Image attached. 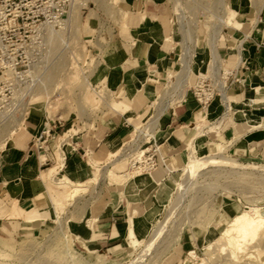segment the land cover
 <instances>
[{
  "label": "rangeland",
  "instance_id": "rangeland-1",
  "mask_svg": "<svg viewBox=\"0 0 264 264\" xmlns=\"http://www.w3.org/2000/svg\"><path fill=\"white\" fill-rule=\"evenodd\" d=\"M124 1L0 0V115L3 113L0 116V155L26 141V122L31 112L42 113L51 120L79 121L87 128L90 126L88 120L95 123L108 102L113 101L108 88L96 89L100 92L95 93L92 77L107 60L116 29L127 26ZM220 1H169L180 42L179 58L184 57L151 104V115L129 118L134 126L132 133L108 159H95L93 153H88L94 169L82 182L72 180L64 172L66 152L63 144L73 132L65 135V141L59 138L58 148L50 151V160H46L40 174V179L46 175L41 181L48 185L50 194L57 195L55 216L35 234L19 232L16 226L0 229V264H94L99 255L104 256L106 264H200L205 258H210L211 264H264V241L260 238L250 242L247 250L236 252L233 260L229 257L230 247L225 246L222 237V231L238 213L250 207H260L264 213V158L245 159L232 155L230 149L235 141L213 145L210 151L202 144L206 133L221 134L224 123L239 105L227 91V103L222 96L221 86L226 90L230 82V63L223 57L226 63H220L225 74L221 72L218 77L212 70L215 66L213 42L221 56L220 40L224 29H239L221 23V16L237 21V12L226 3L225 12ZM49 16L51 21L46 22ZM203 47L207 51V61L200 71H195L192 59ZM187 65L190 68L185 83L181 75L186 73ZM205 78L215 81L218 91L207 104H201L194 95V88ZM255 91L257 96L244 102L255 106L264 104L262 90L255 88ZM186 92L195 97L206 116L196 125L194 139L187 147L188 157L177 169L180 170L171 189L166 185L157 186L138 213L136 206L130 203L128 227L134 223L139 243L133 244L127 237V244L117 252L83 250L80 238L75 236V226L85 223L91 213L102 210L110 197L126 196L124 189L130 184L131 193L143 199L137 196L136 182L145 177L155 180L153 175L157 169L146 171L141 163L149 151L158 120L170 106L183 101ZM212 104L219 106L213 116ZM113 108L120 110L117 104H113ZM254 126L264 131V121ZM190 146L195 149L197 158L192 167L188 166L191 164ZM41 160L44 162L45 157ZM30 163L33 166L27 170L29 174L34 172L35 160ZM187 166L193 170L188 171ZM53 168L57 170L52 173ZM109 170L121 177L106 178ZM92 177L96 180L88 181ZM65 178L87 186L86 191L69 200L70 189ZM225 203L238 208L232 217L222 216ZM143 215L145 217H141ZM94 223L89 222L91 229ZM208 245H211L209 250Z\"/></svg>",
  "mask_w": 264,
  "mask_h": 264
},
{
  "label": "crops",
  "instance_id": "crops-1",
  "mask_svg": "<svg viewBox=\"0 0 264 264\" xmlns=\"http://www.w3.org/2000/svg\"><path fill=\"white\" fill-rule=\"evenodd\" d=\"M169 1H124L123 9L128 12L127 26L116 29L107 60L92 77L95 93L100 92L96 89L108 88L107 92L113 98L95 123L88 120L90 126L85 128L84 123L79 121L51 120L42 113H30L26 122V141L0 155V229L16 226L19 232L35 234L55 216L54 200L57 195H51L48 185L41 181L42 177L40 179L44 165L36 141L44 131L54 133L55 139L49 142L52 152L58 148L61 136L73 132L63 144L66 152L64 172L72 180L82 182L94 169L88 153H93L95 159H108L110 153L132 133L134 126L129 118L151 115V104L181 61L177 26ZM225 3L237 12V21L242 28L224 29L220 40L221 56L219 48L217 51L220 62L227 61L232 66L233 78L238 71L234 80L231 77L228 79L230 82L226 91L239 105L224 123L221 134L206 133L202 144L210 151L213 145L235 141L230 149L232 155L245 159L264 158V131L253 129L255 124L264 121V104L255 106L244 102L257 96L255 88L264 94V0H225ZM206 61L207 51L203 47L194 55L192 68L200 71ZM113 104H117L120 110H115ZM212 106L213 116L219 106ZM205 114L206 111L201 110L189 92H186L183 101L163 113L148 146L149 153H155L157 149L159 166L153 175L155 180L145 177L136 182L137 196L143 199H137L131 193L130 184L124 189L126 196L110 197L102 210L91 213L85 223L75 226V236L80 238L83 250L117 252L127 244L130 203L136 206L138 213L151 199L157 186L162 188L166 185L171 189L180 170L177 169L185 164L188 157L187 147L194 139L196 125ZM204 145L200 144L201 147ZM31 160H35V169L29 174L27 170L33 166ZM165 160L174 162L176 169L166 171ZM159 198L158 195L157 202ZM224 208V217H232L238 210L231 203H225ZM14 209V216L10 217ZM90 221H95L93 229L89 227ZM141 224L145 223L137 225ZM193 240L197 244L196 239Z\"/></svg>",
  "mask_w": 264,
  "mask_h": 264
},
{
  "label": "bare ground",
  "instance_id": "bare-ground-1",
  "mask_svg": "<svg viewBox=\"0 0 264 264\" xmlns=\"http://www.w3.org/2000/svg\"><path fill=\"white\" fill-rule=\"evenodd\" d=\"M220 2H221L220 5L222 6V8L225 9V12H226L227 9H226V6H225V1L224 0H221ZM220 21H221L222 24L232 25L234 27L236 26L237 28H240L239 26H241V24L239 22L233 21V18L232 17H230V18H224V17L221 16ZM220 26L221 25L219 24V27ZM188 50L189 49H187V55H189V52H190ZM212 53H213L214 65H215L214 68L212 66V70H213L214 74L216 75V77H218L221 74V72L223 74H225V71L224 70L221 71L220 57H219V54H218V51H217V45H216L215 42H213V44H212ZM183 57H182V59H183ZM182 59H181V63H182ZM189 68H190V66L187 65V68H186V71H185L186 73L185 74L183 73L181 75V77L183 78L182 81L185 82V83L188 81ZM231 75H233V72L230 74V76ZM200 83H202V82H200ZM221 87H222L221 89H222V92H223V94H222L223 99L227 103L229 99L227 97L226 90L224 89V86L223 85ZM262 100H264V95H263V99ZM155 121H156V119H155ZM155 121H153V122L155 123ZM259 127L260 126H254L253 128L254 129H257ZM199 134H201V133H198V135ZM60 139L63 140V141H65L66 140V136L65 137H62V138L60 137ZM142 154H144V152H141V155ZM189 155H190L189 156L190 157V163L192 165L189 164L188 166L192 167L194 161H197V158L195 156V149L192 146H190V148H189ZM144 157H145V160L143 161V163H141V165L144 164L143 165V169L144 170H146V171H154V170H156L158 168V166L155 169H153L151 167V165L149 163V160H148V157H147V154H145ZM209 160H211V159H209ZM209 160L207 162H210ZM198 161L201 162L202 160H199L198 159ZM165 163H166L165 164L166 165V171H171V170L176 169V166H175L174 162H167V161H165ZM196 164H197V162H196ZM196 164H194V166ZM231 164L232 163H230L229 165L232 166ZM197 165H199V164H197ZM188 166H187V168L189 169ZM233 166H235V165H233ZM201 168H202V166H201ZM190 169L193 170L192 168H190ZM190 169L188 171H190ZM55 170H57V168L51 169V172L53 173ZM45 176L46 175H43L42 176V179H44ZM105 177L106 178H108V177H111L112 178L113 177V178L119 179L121 177V175L116 174L115 172L109 170L106 173ZM129 177H127V178H129ZM94 179L96 180V178H94ZM65 181H66V178H65ZM65 181L63 183H65ZM66 183H67L66 185L70 189L69 190V194L67 196L69 198V200H74L75 198L78 197V195L81 192L86 191V188H87V186H85V185H80V184L72 183V182H69V181H66ZM13 214H10L9 216H14ZM263 230H264V213H263V211H262V209L260 207H250V208H247L245 211L240 212L236 216H234L233 219L230 221V223L222 231V237L224 238L225 243H226L225 246L228 245L230 247V250H231V252H230L231 255H229V257L231 256L230 258L233 259L232 257H236V252L237 253L238 252L240 253L242 251L247 250V248L249 246V243L252 242V241H254L256 238H260L261 240L264 241V232H263ZM128 235H129L128 238L130 240H132V243L133 244L139 243L138 240L136 239V233H135V228H134V225L133 224L130 227V231H129V234ZM260 246L261 245H257V247H260ZM207 248H208L207 250H209L211 248V245H208ZM192 254L195 255L194 252ZM225 260H227V259H225ZM209 261H210V258H205V259H202V261H201L200 264H211L210 263L211 261L210 262ZM94 264H106V261H105L104 256L103 255H99L97 257V259H96V261H95Z\"/></svg>",
  "mask_w": 264,
  "mask_h": 264
},
{
  "label": "built area",
  "instance_id": "built-area-1",
  "mask_svg": "<svg viewBox=\"0 0 264 264\" xmlns=\"http://www.w3.org/2000/svg\"><path fill=\"white\" fill-rule=\"evenodd\" d=\"M51 18L50 16L46 18V22H50ZM238 75V71H236V75H234V78ZM231 75L230 77H232ZM214 82L212 79H205L202 83H199L194 88V95L197 98V101L201 104L205 103L207 104L214 96L215 92L218 91L216 86L214 85ZM205 100V102H203ZM55 139L54 133L51 130L44 131L41 136L36 141V148L38 152H41L40 157H45V161L43 162V165L47 163L46 160H50V146L49 142L50 140ZM157 149L155 150V153H149L147 152V157L149 160V163L153 169H155L158 166V160L156 157ZM151 154V155H150Z\"/></svg>",
  "mask_w": 264,
  "mask_h": 264
}]
</instances>
